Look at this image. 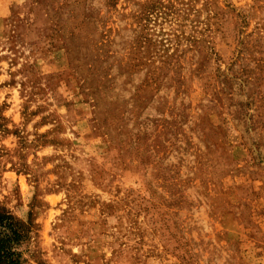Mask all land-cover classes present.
Returning a JSON list of instances; mask_svg holds the SVG:
<instances>
[{
  "label": "rangeland",
  "instance_id": "374dc122",
  "mask_svg": "<svg viewBox=\"0 0 264 264\" xmlns=\"http://www.w3.org/2000/svg\"><path fill=\"white\" fill-rule=\"evenodd\" d=\"M0 206L24 264H264V0H0Z\"/></svg>",
  "mask_w": 264,
  "mask_h": 264
},
{
  "label": "trees",
  "instance_id": "16d2710c",
  "mask_svg": "<svg viewBox=\"0 0 264 264\" xmlns=\"http://www.w3.org/2000/svg\"><path fill=\"white\" fill-rule=\"evenodd\" d=\"M31 232L29 217L19 219L10 209L0 206V264H24L20 248L30 240Z\"/></svg>",
  "mask_w": 264,
  "mask_h": 264
},
{
  "label": "clouds",
  "instance_id": "9594fccd",
  "mask_svg": "<svg viewBox=\"0 0 264 264\" xmlns=\"http://www.w3.org/2000/svg\"><path fill=\"white\" fill-rule=\"evenodd\" d=\"M27 187V186H26ZM34 194V193H33ZM31 201H30V199H29V203H30ZM26 207V206H25ZM21 211H23V215H18L17 217L19 218V219H22V220H24V219H26L27 218V211L26 210H24V209H21Z\"/></svg>",
  "mask_w": 264,
  "mask_h": 264
}]
</instances>
